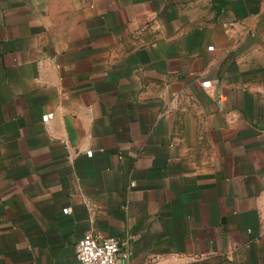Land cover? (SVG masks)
Instances as JSON below:
<instances>
[{
    "label": "crops",
    "instance_id": "0c3cea01",
    "mask_svg": "<svg viewBox=\"0 0 264 264\" xmlns=\"http://www.w3.org/2000/svg\"><path fill=\"white\" fill-rule=\"evenodd\" d=\"M87 233L264 264V0H0V264Z\"/></svg>",
    "mask_w": 264,
    "mask_h": 264
},
{
    "label": "built area",
    "instance_id": "2783aa9c",
    "mask_svg": "<svg viewBox=\"0 0 264 264\" xmlns=\"http://www.w3.org/2000/svg\"><path fill=\"white\" fill-rule=\"evenodd\" d=\"M214 46H209L212 49ZM205 87L211 86V80H204ZM54 117V112L50 111L43 115L45 121ZM88 155L93 151L88 150ZM135 182H132L134 185ZM71 211V206H66L64 212ZM77 264H124L125 258L130 255L124 250V243L117 236H98L92 233L85 234L76 243ZM159 256H155L158 259Z\"/></svg>",
    "mask_w": 264,
    "mask_h": 264
}]
</instances>
